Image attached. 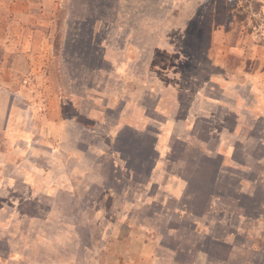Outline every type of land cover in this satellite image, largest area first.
Returning a JSON list of instances; mask_svg holds the SVG:
<instances>
[{
    "label": "rangeland",
    "instance_id": "rangeland-1",
    "mask_svg": "<svg viewBox=\"0 0 264 264\" xmlns=\"http://www.w3.org/2000/svg\"><path fill=\"white\" fill-rule=\"evenodd\" d=\"M92 13L100 70L70 50ZM193 86L215 102L183 142L175 101ZM127 125L133 165L163 130L152 175L112 158ZM219 138L234 162L210 154ZM262 241L264 0H0V264H264Z\"/></svg>",
    "mask_w": 264,
    "mask_h": 264
},
{
    "label": "trees",
    "instance_id": "trees-1",
    "mask_svg": "<svg viewBox=\"0 0 264 264\" xmlns=\"http://www.w3.org/2000/svg\"><path fill=\"white\" fill-rule=\"evenodd\" d=\"M101 8L103 9L104 6H102ZM99 20L100 18L97 17L95 13H92V15H88L87 17L83 19H77L74 22L75 25L73 26V29L77 31V33L74 34V40L71 43L72 45L70 47V50L72 53H74L73 50L79 51L80 56L78 55L77 57L79 58L78 65L85 66L86 68L90 70H100L102 68H105V63H106L102 56L103 53L101 51V47L99 44L100 39H98L99 37L96 31L97 22ZM84 51L86 52V54H84ZM148 136L149 135H147V138ZM151 143H152V140L150 141V139H148L147 145L143 147V149L146 148V151L148 152L147 155L143 156L144 163H141L139 165H133V163H130L127 161L129 168L135 169L138 173L143 172L145 176H148L150 174L149 170L153 164L151 163L153 159L150 158V155L153 152V150L151 149ZM119 145H120V142H119ZM120 150H123L122 145H120ZM207 159H209L208 161H210V158H207ZM205 164H207V166H211L212 168L213 163H205ZM220 166H221V163H218L216 167H213L212 170H209L208 175H206L207 176L206 180L209 182L211 186L212 185L214 187L218 186V188L215 190H219L221 192L220 193L221 195L222 190L224 189L219 188L220 186H222V184L220 183L221 181L219 180L220 170H221ZM129 172H130V169H129ZM212 195H214V193L211 192L208 194V197L210 198L212 197ZM239 205L242 206L241 203ZM245 215H248V213H245ZM251 216L252 215L250 214L249 218ZM204 241H205L204 245H201L200 248H202V250L206 252L207 254L210 255V253H213V251L211 252L210 250L213 246L214 249H216L214 252H218V250L220 251L218 252L219 254L215 256L221 255V260H224L223 258L226 259V256L230 257L231 253H228L229 252L228 248L231 247V244L224 241L223 238H220L218 236H213L212 234H207L206 236H204ZM262 244L264 245L263 241H262ZM171 250H173L176 253H179L180 255L183 253L184 248H182L181 245H178V243H176ZM212 256H214V253ZM241 264H244V263H241Z\"/></svg>",
    "mask_w": 264,
    "mask_h": 264
},
{
    "label": "crops",
    "instance_id": "crops-1",
    "mask_svg": "<svg viewBox=\"0 0 264 264\" xmlns=\"http://www.w3.org/2000/svg\"><path fill=\"white\" fill-rule=\"evenodd\" d=\"M121 52H122V56L124 57L126 55L125 54V51L122 50ZM121 62H124L123 58L121 59ZM131 97H132L131 95H128L127 97H125L124 100H126V99L127 100H130ZM175 102H176V109H175V113H176L175 116H176V118H175V120L177 122H180L181 124H183V126L185 127V129H184L185 132H184V134H182L183 137H182V140L181 141H183V142H190L189 141V138H187V137H189L190 135H192V129H191L192 128V124H193L195 118L200 115V112H202L200 110V108L203 109V107H200V105L201 104L209 105L212 102H215V98H211L209 96H207L206 98L203 97L200 94V90H199L198 86H193V87H191V90L188 93V96L187 97H185V96L182 97V96L177 95ZM203 112L204 113H208V115H209L211 113V110H210L209 107H206V109H203ZM163 114H164V117L167 118V114L166 113H163ZM208 119H213L214 122H213V124L211 126L212 133H214V134L217 133L218 130L216 129L215 118L213 117V118H208ZM189 125L191 127H189ZM137 131L142 132L141 130H137L136 128L132 127L131 125L124 126L123 128L119 129L117 131V133H115L114 138H113V142L111 144L112 151H113V154H114V155H112V158L115 157L118 160V162L116 163L117 164V167L120 166V163H123L124 168L127 167L126 173H127V177L128 178H130L131 174L129 172V167H128V164H127V160L123 156V154L121 152L122 150H120L119 142L120 141H124L125 142L126 140H130L131 141V139L135 136V134L137 133ZM162 131L163 130L161 129V132H159V134H158L159 138H157V141L155 139L151 143V149L159 153V156H158L159 158H154L152 160L151 163H153V164H152V166H151V168L149 170L150 171V174L149 175H152V173L155 171V168L157 166V163H160V161H162V157H163V153L164 152H165V157H163V158H165V160H166V158L168 157V154H167L168 153L167 152V146L164 147V145L159 144L160 143L159 140H160V138L162 137V134H163ZM120 136H122V137H120ZM155 141H156V144L157 145L155 144ZM219 141H220V138H219ZM220 142L221 143L218 144V147L216 146V150L215 151L212 152V150H209L210 154H212L213 156L214 155L215 156H218L219 155V156L223 157L224 160L226 159V160H228L230 162H234L233 161L232 153L235 150V146H232V148L230 147V149L226 150L227 149L226 147H228V146L226 144L223 145V142L222 141H220ZM128 146H133L134 149H135L138 146V144L135 145V143H131V145L129 144ZM77 148L78 149H76V151H82L81 148H79V147H77ZM225 152L226 153H229L230 155H225ZM212 155L206 156V157L207 158H210V159H213V156ZM113 168H116V165L115 164L113 165ZM186 183H187V181H186ZM178 193H180V192H178ZM180 194H182V192Z\"/></svg>",
    "mask_w": 264,
    "mask_h": 264
}]
</instances>
